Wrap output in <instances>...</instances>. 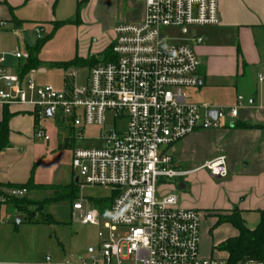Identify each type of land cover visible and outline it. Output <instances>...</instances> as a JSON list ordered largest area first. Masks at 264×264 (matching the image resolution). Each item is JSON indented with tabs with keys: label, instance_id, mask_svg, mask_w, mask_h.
<instances>
[{
	"label": "built area",
	"instance_id": "2783aa9c",
	"mask_svg": "<svg viewBox=\"0 0 264 264\" xmlns=\"http://www.w3.org/2000/svg\"><path fill=\"white\" fill-rule=\"evenodd\" d=\"M144 1V19L115 26L110 55L89 66L84 85L76 83L74 68L66 72L63 90L37 85L35 69L23 76L9 72L5 55L0 56V108L48 110L80 138L86 127L101 128L100 147L73 150L81 196L72 203V216L108 232L90 259L53 263L46 256L41 263L0 264H264L253 258L231 263L228 257L201 256V213L180 207L176 193L160 192L162 184L200 169L219 178L229 174L224 154L186 170L177 166L170 148L199 130L236 120L243 97L231 106L192 102L188 89L199 82L198 56L191 46L161 37L163 28L219 24V0ZM34 33L38 39L46 34L42 25ZM14 56L28 59L29 53L17 50ZM34 135L43 138L45 130L39 127ZM95 186L111 191L109 211L82 195ZM27 193L26 187L14 186L0 191V211Z\"/></svg>",
	"mask_w": 264,
	"mask_h": 264
},
{
	"label": "crops",
	"instance_id": "0c3cea01",
	"mask_svg": "<svg viewBox=\"0 0 264 264\" xmlns=\"http://www.w3.org/2000/svg\"><path fill=\"white\" fill-rule=\"evenodd\" d=\"M219 9V24L182 29L183 34L189 33L188 37L177 39L191 46L199 59V82L188 89L189 98L194 95L198 98L196 103L231 106L239 96L243 97V107L236 120L190 134L179 141L183 143L182 156L179 159L173 157L177 166L186 170L220 154L227 157V177H215L200 169L189 174L190 188L183 181L179 184L181 190H187L182 194V207L195 209L202 215L200 248L203 247L207 257H228L225 251L216 247L238 234L232 223L220 222L219 215L238 211L246 226L254 229L260 222V211L264 210V0H219ZM144 16V0H0V56L6 52L10 38L23 37L28 32L35 34L34 28L38 25L44 27L47 35L58 23L63 24L55 32L65 24L73 23L80 34L86 29L85 22L92 17L95 22L102 20L101 25L97 22L99 27L103 32L112 33L111 38H114L116 25L140 22ZM107 19L113 20L112 25H105ZM200 37L202 41L198 42ZM110 44L95 41L76 56L96 55L100 58ZM4 55L7 70L20 74L26 59H17L14 53ZM89 66L65 68L64 77L70 69H88ZM35 70L39 73L47 71L43 61ZM5 111L11 114L9 143L10 134L14 135L11 123L20 114L30 115L35 124L36 115L28 113L35 112L31 106L1 107L0 120ZM16 112L19 113L12 115ZM6 206L1 208L0 214Z\"/></svg>",
	"mask_w": 264,
	"mask_h": 264
},
{
	"label": "rangeland",
	"instance_id": "374dc122",
	"mask_svg": "<svg viewBox=\"0 0 264 264\" xmlns=\"http://www.w3.org/2000/svg\"><path fill=\"white\" fill-rule=\"evenodd\" d=\"M105 21H107L105 25H112L113 20ZM97 22L101 25L102 20L98 19ZM97 22L92 17L88 18L85 22L86 29H82L80 34L77 33L75 24H65L44 43L39 58L47 71L36 72L37 85H52L63 90L65 68L58 67L55 63L73 59L83 48L90 47L95 41L102 45L112 42V33H108L107 30L103 32ZM190 29L188 30L191 31ZM188 34H183L181 29L173 27L161 30V37L168 41L182 40L188 37ZM37 45V36L28 32L23 37L10 38L4 54L11 55L17 50L29 53L30 48H36ZM74 69L77 72L76 83L84 85L88 69L86 67ZM189 99L192 102L198 101L194 95ZM28 113L38 116V121L34 124L30 115L20 114L11 123L14 135L10 134V144L0 149V191L12 186L27 185L29 182L59 187L70 186L77 178L72 166L73 150L100 147L103 144L100 140L101 128L86 127L83 137L80 138L77 130L61 125L58 115L46 116L45 113L38 114L37 111ZM121 125L119 123V126ZM39 127L45 130L43 138L34 136L35 130ZM182 150L183 143L179 142L171 146L170 153L175 159H179ZM189 178L190 175L162 184L161 194L176 193L179 197V206L182 207V194L187 190H181L179 184L183 181L188 183L190 188ZM77 189L76 199H79L81 189L79 186ZM82 195L93 200L94 206L101 205L104 212L109 211L111 204L109 189L99 186L86 187ZM26 196L33 200L40 199L43 194L32 191ZM99 200H103V203L100 204ZM235 213L236 211H231L228 214H221L218 219L233 216ZM17 216H22L21 221H17ZM106 236L108 232L103 226L83 224L75 220L72 216V201L68 198L47 203L40 209L37 204H32L29 211L24 213L14 205L8 204L0 214V262L41 263L46 256H50L53 263H64L68 260L78 262L97 256L100 243ZM200 253L203 257L208 256L202 246Z\"/></svg>",
	"mask_w": 264,
	"mask_h": 264
},
{
	"label": "trees",
	"instance_id": "16d2710c",
	"mask_svg": "<svg viewBox=\"0 0 264 264\" xmlns=\"http://www.w3.org/2000/svg\"><path fill=\"white\" fill-rule=\"evenodd\" d=\"M87 1V0H83ZM78 5V10H80V5ZM79 12V11H78ZM63 23L56 24L52 32L45 35L42 39H38V45L36 48H30L29 58L26 59V62L21 66L20 74L23 76L32 69H37L41 67L42 61L39 59V53L41 47L46 43L55 33V30L60 27ZM110 47L103 52L100 58H97L96 55H89L86 58L76 56L74 59L68 62H58L55 63L56 66L62 68H69L70 66L78 65H94L100 61V59H105L110 55ZM11 114L5 111L2 120H0V149L5 148L9 145V122ZM38 121V116H35V123ZM75 180L67 187H59L56 185H42L29 182L27 185L20 187H26L28 193L34 191L36 193H41L43 196L40 199L34 198L29 199L28 196H23L21 198H13L8 204L14 205L20 212H28L29 206L32 204H37L39 209L42 208L45 204L63 200L68 198L72 201H75L77 197V188ZM261 219L256 228L250 229L246 226L245 221L241 217L240 213L236 211L233 216H227L221 218L220 222H230L238 230V234L234 237H230L220 243L216 248L225 251L228 254V258L231 263H237L239 261H244L249 258L257 259L264 262V210L260 211Z\"/></svg>",
	"mask_w": 264,
	"mask_h": 264
},
{
	"label": "water",
	"instance_id": "95a60500",
	"mask_svg": "<svg viewBox=\"0 0 264 264\" xmlns=\"http://www.w3.org/2000/svg\"><path fill=\"white\" fill-rule=\"evenodd\" d=\"M46 116H51V113L47 110L45 113ZM213 117H215V112H212ZM75 182H78V178L75 179ZM21 216H17V221H20Z\"/></svg>",
	"mask_w": 264,
	"mask_h": 264
}]
</instances>
